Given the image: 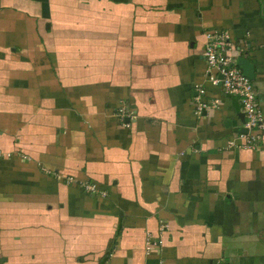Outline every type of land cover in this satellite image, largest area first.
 I'll use <instances>...</instances> for the list:
<instances>
[{"label":"crops","instance_id":"obj_1","mask_svg":"<svg viewBox=\"0 0 264 264\" xmlns=\"http://www.w3.org/2000/svg\"><path fill=\"white\" fill-rule=\"evenodd\" d=\"M215 30L264 112V0H0V264H264V133L206 77Z\"/></svg>","mask_w":264,"mask_h":264},{"label":"built area","instance_id":"obj_2","mask_svg":"<svg viewBox=\"0 0 264 264\" xmlns=\"http://www.w3.org/2000/svg\"><path fill=\"white\" fill-rule=\"evenodd\" d=\"M205 38L203 57L207 66L206 77L212 84L218 85L225 95L236 96L240 100L244 117L243 128L247 132L239 134L238 138L244 140L243 147L251 149L254 146L253 142L258 138L257 133H264V112L257 103L251 80L244 75L237 64L243 48H237L230 34L225 30L208 32ZM195 88L196 94L193 101L196 115L218 108V100H203L205 96L204 89L199 86ZM117 115L122 124L129 127L132 114L121 106ZM228 144L230 146L234 145L232 142ZM83 187L88 192L97 191L94 184H85ZM156 247L157 243L152 242L148 237L146 251H151Z\"/></svg>","mask_w":264,"mask_h":264},{"label":"water","instance_id":"obj_3","mask_svg":"<svg viewBox=\"0 0 264 264\" xmlns=\"http://www.w3.org/2000/svg\"><path fill=\"white\" fill-rule=\"evenodd\" d=\"M237 64H238V66L241 67L244 75L251 80L252 79V72H251V68H250L249 63H247L246 61H242L241 59H238ZM246 132L247 131L244 128L241 130V133H246Z\"/></svg>","mask_w":264,"mask_h":264},{"label":"rangeland","instance_id":"obj_4","mask_svg":"<svg viewBox=\"0 0 264 264\" xmlns=\"http://www.w3.org/2000/svg\"><path fill=\"white\" fill-rule=\"evenodd\" d=\"M68 181H71V180H68ZM84 186V185H83Z\"/></svg>","mask_w":264,"mask_h":264}]
</instances>
